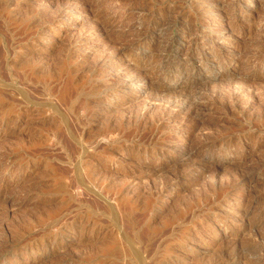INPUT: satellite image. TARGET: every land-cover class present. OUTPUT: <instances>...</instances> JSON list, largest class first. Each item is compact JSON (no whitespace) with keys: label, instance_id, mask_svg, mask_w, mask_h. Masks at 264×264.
Masks as SVG:
<instances>
[{"label":"rangeland","instance_id":"374dc122","mask_svg":"<svg viewBox=\"0 0 264 264\" xmlns=\"http://www.w3.org/2000/svg\"><path fill=\"white\" fill-rule=\"evenodd\" d=\"M134 1L0 0V264H264V0Z\"/></svg>","mask_w":264,"mask_h":264},{"label":"bare ground","instance_id":"6f19581e","mask_svg":"<svg viewBox=\"0 0 264 264\" xmlns=\"http://www.w3.org/2000/svg\"><path fill=\"white\" fill-rule=\"evenodd\" d=\"M129 4H131L130 6H133L135 1L134 0H127ZM182 28H185V29H190L191 26H181ZM214 30V27L212 28ZM212 30V32H214ZM170 43V42H169ZM168 43V41H166L164 44L161 45V48H160V51H159V54L151 61V63L154 65L152 66V68H157V70L159 69V67L163 64H165L166 62H170L174 59L175 55H174V49L173 47ZM247 47V46H246ZM255 47V46H254ZM193 48V47H192ZM246 49V48H245ZM259 49V48H258ZM240 52V48H238L237 50H234L233 52V55H236V54H239ZM242 52V51H241ZM5 53V52H4ZM6 54V53H5ZM7 57V55L5 56ZM190 57L186 58L185 59V62H187L189 60ZM222 59H217V60H214L213 62L210 63H206L204 65H202L199 70H206L209 69V67H214L215 65L217 66H220L222 65ZM186 64V63H185ZM160 65V66H159ZM168 68V67H167ZM159 72V71H158ZM184 72L183 68L179 69L178 71H175V70H171V71H167V69H165L164 72H162L161 74L164 75L165 78H173V77H176V78H179L180 76H182L181 74ZM259 74V73H258ZM249 80L250 79H256L258 78L259 76L257 75L256 72H250L247 76H246ZM151 84H154L152 85V87H154L155 91L156 92H160V93H170L171 90H173L170 86L168 85H161V84H157V83H151ZM193 81H185V83H183L182 85V88H183V91H182V96L177 98L179 99V102L180 103H183V105H185V107H189L192 109V111H195L199 108H202V106L204 105H207L208 107L209 106H212L213 104H211L210 102H203V103H199V101L197 100H200L202 101V95L205 91H202L203 89L201 90H197V89H192V86H193ZM123 88V87H121ZM3 94V93H2ZM219 94V93H218ZM4 95V94H3ZM159 95V94H158ZM24 99L27 98V96H24L23 97ZM206 99V98H205ZM27 100V99H26ZM25 100V101H26ZM197 101V102H196ZM264 100H262L263 102ZM174 104V103H173ZM167 106V105H166ZM165 106V107H166ZM162 109V108H161ZM166 109V108H165ZM163 111V114H164V111L165 110H161ZM208 137V136H207ZM206 138V137H205ZM203 137V140L205 139ZM209 140V139H208ZM183 145V144H182ZM180 146V145H178ZM178 155V154H177ZM175 157V156H174ZM23 242V241H22ZM2 245V244H0ZM5 244H3L4 246Z\"/></svg>","mask_w":264,"mask_h":264}]
</instances>
